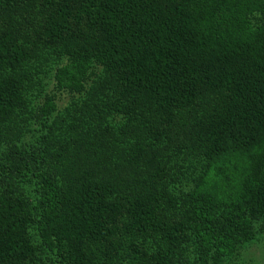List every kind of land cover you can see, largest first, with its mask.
Returning <instances> with one entry per match:
<instances>
[{
  "label": "trees",
  "instance_id": "obj_1",
  "mask_svg": "<svg viewBox=\"0 0 264 264\" xmlns=\"http://www.w3.org/2000/svg\"><path fill=\"white\" fill-rule=\"evenodd\" d=\"M253 7L264 0H0V121L37 109L67 53L96 70L57 126L40 121L34 145L51 168L37 164L57 250L31 243L29 202L0 189V264H234L264 221V26L250 27ZM43 49L51 58L36 70ZM77 109L80 127L64 130L77 139L57 145L54 128ZM12 156L3 164L18 172L32 162ZM215 168L225 189L203 190Z\"/></svg>",
  "mask_w": 264,
  "mask_h": 264
},
{
  "label": "rangeland",
  "instance_id": "obj_2",
  "mask_svg": "<svg viewBox=\"0 0 264 264\" xmlns=\"http://www.w3.org/2000/svg\"><path fill=\"white\" fill-rule=\"evenodd\" d=\"M247 19L250 21V27L264 26V7L250 8ZM38 49H42V47H38ZM78 51L79 50L76 47L73 54L79 56ZM50 55L49 52H46V49H43L42 53L38 55L39 58H34L37 60L35 65L36 70L39 69V67L43 70L41 64L44 63V60L50 59ZM73 60L74 56H70L67 53V56L65 55L62 62L58 60V65H52V70L49 68L50 79L48 80V85L37 99L39 104L37 105V109L32 111L33 113L31 112L32 114L28 113L27 118L24 117V120L21 119L11 127L9 126V122L0 121V189L5 190L6 188L5 191L7 192L8 190H11V193H8L9 198H13V200H17L22 204L29 202V205L27 206L29 209H26V212L31 216L32 222L27 229L28 234L32 238L31 243L40 246L43 249L44 255L47 257V249L51 254L57 250L56 243L53 240L55 239L53 235L54 224L51 222V211L54 208V196L49 188L50 186L46 183L47 176L44 177L43 174H41L37 164L44 166L48 171L50 166H46L44 161H41L40 163V161L35 159L37 153H34V151L37 150L34 148V145L37 143L41 144V141H39V136L41 134L40 121L42 119L47 122H51L52 119L53 121L57 120V126L61 120V114L67 112L65 108L69 107V105L70 107L73 106L71 102L80 97L77 90L78 84L82 82L86 85L90 83L91 79H95L94 75L96 74V70L87 68L89 65L84 60L77 59L76 61L74 60L75 62H71V64L70 61ZM66 63H68L67 67L63 68ZM59 70H63V81H61L62 76H60ZM40 109L44 114L42 112L39 113ZM38 110L39 112L36 114L38 117L35 120L33 116ZM79 111L80 110L78 109L77 112L75 111L76 118L73 121L70 119V121L66 120L63 124H59L61 126L60 132H57L54 128L52 137L54 141L57 142V145L61 142L77 139V132L71 130L69 134H66L64 130L69 127L78 126L77 123L81 122L79 121ZM71 117L72 116L69 118ZM20 142H25L23 149L19 146ZM58 148L55 147V149ZM52 149L55 150L54 148ZM24 154L27 156V159L32 162L30 163V166H25L26 168L22 169L21 167L19 172L17 169L9 167L8 162L3 164L6 160L5 157L8 155L20 159L21 155ZM246 158V155L241 154V156L232 158V160L228 162L232 165V172L229 176H235L237 173H240V169L242 171L244 163L247 162ZM22 176L23 178L25 177L26 181L22 180ZM217 176L218 173L216 172V168L208 172L206 176V180L208 179L207 184L203 185V190H206L207 187L215 188L214 190H216V186L218 188V185L215 183L216 178H218ZM20 177L21 180L19 179ZM229 182L232 183L231 180L226 179L225 184L228 186ZM219 189L225 188L220 185L217 191H221ZM254 231L256 239L243 248L240 253H236L234 264H264V221L255 224ZM44 245L46 246V249ZM47 264H51L50 258H47Z\"/></svg>",
  "mask_w": 264,
  "mask_h": 264
}]
</instances>
